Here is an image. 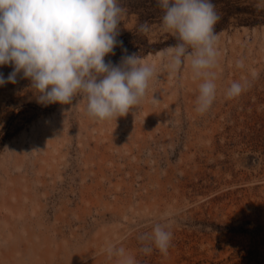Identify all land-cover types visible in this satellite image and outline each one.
I'll return each instance as SVG.
<instances>
[{"label":"rangeland","instance_id":"374dc122","mask_svg":"<svg viewBox=\"0 0 264 264\" xmlns=\"http://www.w3.org/2000/svg\"><path fill=\"white\" fill-rule=\"evenodd\" d=\"M212 3L217 91L204 114L190 61L169 66L177 40L157 0H120L122 44L105 57L155 69L127 115L94 119L82 95L38 103L23 73L0 86V264H118L109 245L135 264H264V0ZM233 82L245 90L228 99ZM156 224L173 234L166 255L141 251Z\"/></svg>","mask_w":264,"mask_h":264},{"label":"clouds","instance_id":"9594fccd","mask_svg":"<svg viewBox=\"0 0 264 264\" xmlns=\"http://www.w3.org/2000/svg\"><path fill=\"white\" fill-rule=\"evenodd\" d=\"M157 5L164 11L163 28L177 40L166 50L169 66L175 71L185 59L190 61L193 79L202 80L196 111L204 114L217 91L210 71L217 60L215 6L212 0H157ZM123 12L120 0H0V65H13L6 78L0 73V86L17 83L23 73L38 103L70 104L82 95L94 119L127 115L146 95L155 69L135 54L123 56L118 64L105 61L122 44L117 37ZM148 27L145 22L140 30ZM244 90L233 82L225 95L236 98ZM172 236L167 224H156L150 236L141 237L148 242L141 251L151 253L154 245L166 255ZM106 251L118 264H135L123 247L109 245Z\"/></svg>","mask_w":264,"mask_h":264}]
</instances>
